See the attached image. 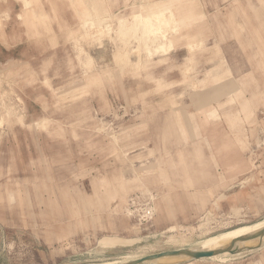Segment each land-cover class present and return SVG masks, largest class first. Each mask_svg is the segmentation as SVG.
Listing matches in <instances>:
<instances>
[{
    "label": "rangeland",
    "instance_id": "374dc122",
    "mask_svg": "<svg viewBox=\"0 0 264 264\" xmlns=\"http://www.w3.org/2000/svg\"><path fill=\"white\" fill-rule=\"evenodd\" d=\"M12 1L0 0V264L142 258L264 219V0H161L191 36L150 61L156 29L138 55L121 21L148 18L150 0ZM255 249L161 264H251Z\"/></svg>",
    "mask_w": 264,
    "mask_h": 264
},
{
    "label": "bare ground",
    "instance_id": "6f19581e",
    "mask_svg": "<svg viewBox=\"0 0 264 264\" xmlns=\"http://www.w3.org/2000/svg\"><path fill=\"white\" fill-rule=\"evenodd\" d=\"M150 1H152V4H150L149 6H150V8L152 7L154 9L152 11L149 10L150 16H148V18H146V16L142 14V12H144L142 9H141L142 11L139 10L140 7L138 10L134 9L133 17L139 22L138 25L140 26V31L142 34L140 40H143V38H144L143 36H145V35L149 36V33H151V30L154 29L150 23V21L152 19L154 20L155 25H156V27H155L156 32H155L154 37H151L150 40H152L153 38H157L159 40V42H161V45L156 48L157 52L159 54H166V53H169L171 50H173L175 41L179 40L178 35H176L178 33V30H179L178 25H177L176 20L172 16L171 10L161 6V4H160L161 0H150ZM30 4H31V2H30ZM25 5L27 6L26 3H25ZM144 6H142V7L144 8ZM147 8L149 9V7H147ZM113 16H115V19H114L115 22L118 23V21L120 20V16L119 15H117V16L113 15ZM139 17L141 20L139 19ZM87 20H89V19H87ZM89 21H91V20H89ZM98 23H100V22H98ZM104 26L106 28V26H108V25H104ZM96 31L101 32L102 30L99 29ZM90 34H92V32ZM194 47H197V44H195V46L192 45L190 47V49H193ZM140 49H141L140 46H138V47H135V49L132 50L131 52L137 51V54L139 55ZM127 54H130L129 50L125 51L124 54L123 53L117 54L116 58L119 60L125 59ZM222 198H226V196L222 194L218 197V200L222 199ZM215 204H216V202H215ZM230 208L232 210L235 209L234 206H232V205H230ZM202 225H204L205 229L208 230L207 229L208 228V221L203 222ZM263 227H264V219L258 220L255 222H251V223L238 224L236 226H230V227H228L222 231L216 232L214 234H209L204 239L202 238L203 240L197 246H193V247H189V248L184 247V248H179L176 250L190 249V250L220 251V252H214L212 255L209 256V257H215L217 255L231 254L230 252L225 251V249H226V247H228L230 244L233 243V246L236 247V249H237L236 253H240L242 251L249 250L252 247L258 248V247H261L264 245V236L262 238L257 237L254 239L242 240V238L244 236L252 234V233L258 231L259 229H261ZM120 240L123 241L122 239H120ZM137 241H138V239H137ZM117 242H119L117 237H108V238H106V240L103 239V243L102 242L101 243L104 246H106V245L112 246V244L117 243ZM125 242L126 241L124 240L123 243L125 244ZM170 251H172V250H170ZM202 258H204V257L191 258L188 255L176 253L174 255L164 256V257L160 258L158 261L161 263H166V261L168 262V261H173V260L177 261L179 259L186 260V261L187 260L188 261H198L199 259H202ZM137 259H140V258L124 259L122 261L103 262V263H99V264H125L128 262L135 261ZM83 264H85V263H83Z\"/></svg>",
    "mask_w": 264,
    "mask_h": 264
},
{
    "label": "crops",
    "instance_id": "0c3cea01",
    "mask_svg": "<svg viewBox=\"0 0 264 264\" xmlns=\"http://www.w3.org/2000/svg\"><path fill=\"white\" fill-rule=\"evenodd\" d=\"M10 2L12 3V5H15L16 3L15 2H13L12 0H10ZM182 6L183 7H186V8H188V9H190L191 8V4H190V2H183L182 3ZM165 8H168V9H170L171 10V13H172V16H173V18L176 20V22H177V25H178V28H179V26L182 24V22H181V19L178 17H176V14H175V12L171 9V8H169V7H165ZM133 14H134V10H132L131 11V13H129L128 15L127 14H123L122 15V20L121 21H124V23L126 24V27H128V30H127V32L129 31V30H135L136 32L133 34V36L138 40V45L136 46V47H138V46H140V48H141V45L142 44H144L145 43V41L147 40V35H145V36H143L144 38H143V40H140V38H141V36H142V34H141V31H140V27H139V25H138V21L133 17ZM121 16V15H120ZM153 20V19H152ZM150 21V23H151V25H152V27L153 28H155L156 27V25H155V22H154V20L153 21ZM190 23H188V24H184V25H189ZM135 26L137 27V29H135ZM125 34V33H124ZM200 32H198L195 36H198V37H200L197 41H196V43L195 44H197V47L199 46V45H201L203 42H204V38H202L201 36H200ZM183 36H186V38H189L190 36H191V34H188V33H186V34H179L178 35V38L180 39L181 37H183ZM27 40V39H26ZM2 43V47H3V49L4 50H10L11 49V47H6L4 44H6V43H8V42H10L9 41V39L8 38H6V36L4 35L3 36V39H2V41H1ZM18 44H20V43H18ZM195 44L194 43H187V45L189 46V48L193 45V46H195ZM161 45V42H159V40L157 39V38H154V40H150L147 44H146V51H147V53H146V59H147V61L149 60H152L156 55H160L158 52H157V47H159ZM35 46H37V45H35ZM36 50V49H35ZM167 54V53H166ZM148 65V64H147ZM214 67L212 68H210V69H207L206 70V74L207 75H213V73H214ZM223 195H225L226 197H227V195L226 194H223ZM231 205L232 206H235V203L234 202H231ZM262 250H264V245L263 246H261V247H258V248H256L254 251H256V252H259V253H257V254H253L249 259V261L251 262V264H264V253L262 252ZM261 253H263V254H261ZM254 258H256V259H254Z\"/></svg>",
    "mask_w": 264,
    "mask_h": 264
},
{
    "label": "water",
    "instance_id": "95a60500",
    "mask_svg": "<svg viewBox=\"0 0 264 264\" xmlns=\"http://www.w3.org/2000/svg\"><path fill=\"white\" fill-rule=\"evenodd\" d=\"M264 236V227L259 229L258 231L246 235L242 238V240H248V239H254V238H262ZM256 247H252L251 249H254ZM249 249V250H251ZM236 247L233 246V243L230 244L228 247H226L225 251H228L230 253H236ZM214 252H220V251H208V250H190V249H182V250H172V251H164L159 252L155 254H150L145 257H142L140 259H137L132 262H128L125 264H161L158 260L164 256L168 255H174L176 253H181L190 256L191 258H201V257H207L212 255Z\"/></svg>",
    "mask_w": 264,
    "mask_h": 264
}]
</instances>
